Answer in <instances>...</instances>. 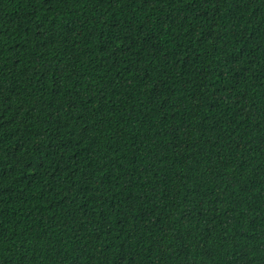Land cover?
<instances>
[{"label": "trees", "instance_id": "trees-1", "mask_svg": "<svg viewBox=\"0 0 264 264\" xmlns=\"http://www.w3.org/2000/svg\"><path fill=\"white\" fill-rule=\"evenodd\" d=\"M0 264H264V0H0Z\"/></svg>", "mask_w": 264, "mask_h": 264}]
</instances>
